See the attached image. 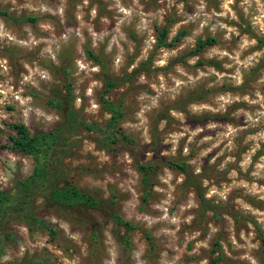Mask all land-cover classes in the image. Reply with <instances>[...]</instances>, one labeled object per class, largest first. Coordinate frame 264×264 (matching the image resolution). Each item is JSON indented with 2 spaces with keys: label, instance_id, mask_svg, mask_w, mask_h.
Masks as SVG:
<instances>
[{
  "label": "rangeland",
  "instance_id": "1",
  "mask_svg": "<svg viewBox=\"0 0 264 264\" xmlns=\"http://www.w3.org/2000/svg\"><path fill=\"white\" fill-rule=\"evenodd\" d=\"M0 12V190L33 165L5 147L8 124L59 129L54 182L137 225L39 193L53 232L1 220L0 264H264V0H0ZM162 27L166 42L184 34L156 46ZM67 81L75 120L62 127L48 101ZM111 102L127 140L108 136ZM137 164L150 165L145 195Z\"/></svg>",
  "mask_w": 264,
  "mask_h": 264
},
{
  "label": "trees",
  "instance_id": "2",
  "mask_svg": "<svg viewBox=\"0 0 264 264\" xmlns=\"http://www.w3.org/2000/svg\"><path fill=\"white\" fill-rule=\"evenodd\" d=\"M155 32L156 46L171 45L184 34V31H178L169 42H166L165 28H155ZM213 42L214 39L212 37L197 38L193 48L189 52H198L204 46L212 44ZM87 55L92 60L98 61L97 56L93 55L90 51H87ZM105 80L107 81V86L112 84L111 79L107 75H105ZM64 91V95L48 101L49 105L57 108L61 112L64 118L62 127H65L69 122L75 120L74 111L70 102L71 91L68 81L64 83ZM108 106L110 108V116L106 127L109 138L127 140L128 136L121 133L117 127V122L121 115V103L111 102L108 103ZM8 126L13 130L14 134L7 137L8 144L5 145V147L18 150L30 156L33 159V165L31 172L26 177L17 179L15 187L11 191L0 190V221L14 216L22 218L32 226L44 227L48 232L52 233L53 229L35 213L37 207L33 199L39 193H43L49 201L66 208L82 206L88 210H98L105 216H108L116 225L122 226L125 230L137 228L136 224L123 220L117 213L113 212L107 200L99 199L68 182H63L61 185L54 182L55 175L53 171L56 168L55 161L57 160V158H55L56 148L60 143H65V141L60 142L62 133L59 129L30 134L26 126L21 122H12L9 123ZM90 127L91 125L86 126V128ZM164 162L169 166L184 170V166L177 162L169 160ZM137 168L142 173L141 182L144 184L143 192L145 195L148 191L145 186L148 182L145 174L147 169L150 168V165L137 164ZM87 221L89 224L92 222V220L89 222V219H87ZM95 228V226H91L92 234L95 233ZM143 235L147 241H150V237L147 233L143 232ZM261 242L264 243L263 238Z\"/></svg>",
  "mask_w": 264,
  "mask_h": 264
}]
</instances>
